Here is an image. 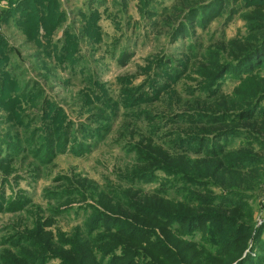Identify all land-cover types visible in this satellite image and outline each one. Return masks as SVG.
<instances>
[{
	"label": "rangeland",
	"instance_id": "rangeland-1",
	"mask_svg": "<svg viewBox=\"0 0 264 264\" xmlns=\"http://www.w3.org/2000/svg\"><path fill=\"white\" fill-rule=\"evenodd\" d=\"M58 1L76 44L67 61H58L56 51L45 55L42 47L26 42L14 23L0 24L7 44L20 51L11 60L23 65L6 71L19 73L18 86L34 92L22 95L31 107L21 117L15 112L9 118L12 114L0 106V264L23 257L19 252L28 246V238L32 247L27 252L40 255L39 241L50 238L55 244L82 225L84 232L89 226L92 232L96 221L86 220L94 208H102L97 194L127 205L121 191L131 199L129 210L115 220L103 219L93 231L117 238L116 232L129 230L117 239L139 250L127 253L119 246L101 264H264V99L249 108L264 96V60L259 59H264V50L235 65L243 49L264 37V0H217L187 21L172 42V28L183 13L208 0H145L143 15L139 0H102L92 11L87 0ZM79 10L86 14L78 15ZM61 38L57 28L51 41ZM229 61L235 66L211 85V73ZM153 69L161 73L151 84L155 91L143 88L138 101L129 103L124 93L142 87L144 72ZM0 80L9 83L13 78ZM43 96L56 100L63 113L56 116L55 111L52 120L43 121ZM155 114L163 118L154 123L160 130L152 132ZM174 114L187 115L169 122L167 117ZM233 114L240 115L233 119ZM56 121L62 129L73 122V138L65 144L61 129L60 141L49 147L51 159L44 160L45 152L38 157L41 137L33 139L32 134L46 139L45 132L52 131L48 125ZM10 133L14 141L28 136V145L9 149L11 143L5 141H11ZM11 165L14 175L6 177L4 170ZM155 199L157 204L145 203ZM140 206L164 219L183 214L179 220L187 222L167 225L164 248L159 243L164 228L148 227L150 219ZM236 217L245 228L232 233L229 223ZM132 221L137 225L130 229ZM222 224L228 231L220 229ZM215 229L232 233L223 252L205 239ZM150 230L154 236L148 235ZM191 244L195 247L187 253ZM32 254L26 259L30 264H62L58 256L38 261Z\"/></svg>",
	"mask_w": 264,
	"mask_h": 264
},
{
	"label": "trees",
	"instance_id": "trees-1",
	"mask_svg": "<svg viewBox=\"0 0 264 264\" xmlns=\"http://www.w3.org/2000/svg\"><path fill=\"white\" fill-rule=\"evenodd\" d=\"M8 4L7 7H3V3ZM140 2L137 3V9L138 12L143 15L144 12H146V8L144 6V1L145 0H139ZM219 1V0H218ZM217 0H208L206 1L204 4H202L201 6H192L189 7L182 16V19L177 23V25L175 26V28H172V32L169 36V41L172 42L173 40H175L177 38V36L185 30L186 28V22L189 20H193L195 17H193L195 14L197 15L198 12L203 9L206 8L210 5H213L214 3H216ZM99 3H102V0H87L85 2V5H87L89 11H92L94 9V7L96 5H98ZM60 2L58 0H0V24L1 23H5V24H10V23H14V26L16 27V29L24 36L25 41L29 42V43H33L35 46L37 47H42L43 52L45 53V55H48L49 52H53L56 51V58L59 61H62V57L67 61L69 59V49H75L76 44L74 43V37L72 34V27L70 26V23H66V18L68 17L67 13L61 9L60 7ZM233 11V10H232ZM86 12H82L81 10L78 11V15H85ZM211 16V15H210ZM209 16V17H210ZM196 19V18H195ZM228 19V18H227ZM209 21V18H207V21ZM57 28H61L62 29V38L56 40L55 42H52V36L54 31ZM40 29H43L44 33L41 34ZM74 30V29H73ZM43 38L45 42H42L40 38ZM264 50V37L261 39L257 40V43L253 46H250L248 48H245L241 51V54L239 55V57L235 60V65H240L248 60H253L255 59L256 55L258 54H262ZM62 51H68V53H63ZM18 53L20 54V51L10 47L5 38L3 37L2 34H0V79L6 77L7 75H11V77L13 78V80L9 83H4V81L0 80V106L1 108L4 109V111L8 112L9 114L12 115H7L9 118H13L15 117V115H19V117L23 116L26 114L27 109H29L31 107V105L28 104V102L26 101V97L22 96L25 95L26 93H34L29 91V89L26 87L25 89L23 88L24 86H22V88H20L18 86V83L20 81L21 76H19V73H17L16 71H14L13 69H10L9 71H6L7 67L11 68H15V66H18L20 69L23 65H21L20 63L17 62V60H11V55ZM49 57V56H48ZM253 58V59H252ZM262 57H259V59H261ZM250 60V61H251ZM76 59L73 60V62H75ZM259 60H257L256 62H258ZM249 62V61H248ZM160 63V60H157L155 62H153V65H158ZM233 62H224L222 65H219V67L213 72L211 73L210 76V80L212 79L213 82L211 83V85L214 83V81L218 78H220L224 73H226L228 71L229 68H231L232 66H235ZM21 71V70H20ZM161 73H157L156 69L152 70V72H147L145 71L143 74V78L144 81H146L142 87H140L138 89V87L133 88L132 90L128 89L126 91V94L130 100L128 101L130 102H134L136 103L138 101L139 97L143 90V88H149L152 89L153 91H155L154 86H152L151 84L153 82H155V78H159L157 76H160ZM210 87V86H209ZM208 87V88H209ZM43 88V87H42ZM44 89V88H43ZM33 91H38L37 89L33 90ZM15 93H21V95L19 97H14ZM40 93H44V91L40 92ZM39 95V94H38ZM50 97V96H49ZM24 98V100H23ZM264 99V96L258 97L255 101H253L252 103L249 104V108H254L255 106H257L262 100ZM56 100H54L53 98H47L45 96H43L42 101L40 102V106H41V111L42 113H44V118L43 121H50L53 118L51 117V114L55 111L56 112V116L59 115L60 113H63L62 110H60V108H58V106H60L58 103L55 102ZM114 105V104H113ZM17 112V113H15ZM15 113V115H14ZM136 115V114H135ZM160 114V116L155 114V120L153 122V125L150 126L151 131L153 132V130H157L159 131L160 128H158V124H154L156 120H158L159 118H163ZM187 114H174L173 116H168L167 120L169 122L174 121L176 118H184L186 117ZM225 115V114H224ZM240 114H233L232 117L238 118ZM54 116V115H53ZM55 117V116H54ZM107 116H100L99 114H96V118H100V119H104L106 120ZM142 117H144L142 115ZM222 117V116H220ZM136 118H139V116H136ZM149 120H152V118H148ZM72 123V125H70ZM67 122L66 126L64 129H62V125L60 121H56L53 122L52 124L48 125V127H51V132H45L44 135H46V139H44L42 136H37L36 133L32 134V138L36 139L38 137H41L42 142L38 145L39 149V155L38 157H40L44 152H45V157L44 160H49L51 159L52 156V151L50 150V146L52 145V143L54 141L59 142L60 141V135H61V129L64 130V135H62L63 140L65 141V144L69 143L70 140L73 138L71 137V127L73 126V122ZM82 125L87 126V123H80ZM59 127V128H57ZM219 137L222 136V134H218ZM11 141H5V143L7 144V146L10 145L11 143V147L9 149H13V146H20L21 148V144L24 143L25 145H28V136L26 138L22 139V142L17 140L14 141L13 137L16 139V136H12L11 133L9 134ZM159 136V132L156 133L155 137ZM218 137V138H219ZM57 138H59L58 140H56ZM30 140V139H29ZM138 146L136 147V150L139 151L140 148L142 147V145L140 143L137 144ZM154 149H158L156 147H154ZM155 157V162H159L160 158L158 155L154 156ZM7 158H4L3 160L6 161ZM2 160V159H1ZM145 163L143 162H139V164H143ZM0 168H3L2 166H0ZM6 173H4V175L7 177L9 175H14L15 172V167L14 165H11L9 169L4 170ZM178 172V169H177ZM176 172V175L178 174ZM206 182H204L203 184H205ZM4 184L6 185V183L4 182ZM202 185V184H201ZM215 194V193H214ZM120 195L122 196V198H124L125 200H128V204L127 205H120L117 201H115V199H106L105 200V196L102 193H98L97 197L99 200L100 205L102 206V208H94L91 212L90 217L86 220V222L88 224L91 223L92 220L96 221V225L92 226V229L95 231H98L101 226L100 222L104 220L108 221L110 220H115L116 218H120V213H122L125 209L129 210L130 208V203L129 200H131L129 198V196H127L125 193H123L122 191L120 192ZM220 196V195H215V197ZM214 197V198H215ZM121 198V199H122ZM146 204L150 203V204H157L158 203V199H155L154 201H145ZM142 209L140 211V213H142L143 215H147V218L150 219L149 220V226L150 228H156L157 226H162L164 228V236L163 239L164 240H160L159 243L160 245H162V247L166 248L165 245V238L167 234L170 233V231H167V225L171 222V221H182L179 219H182L185 217V215L180 214V218L179 219H174V218H160L157 214L158 213H150L149 212V207L146 206H140ZM213 215L216 214V212H210ZM212 218V217H211ZM184 223L187 222V220L182 221ZM249 224L251 225L252 222L251 220H248ZM119 223V221H116L115 224ZM243 221L239 220L237 217L235 218L233 223H229L230 225V230L232 231V233H234L235 231H238L242 228H245L244 225H242ZM129 228H134L136 227L135 225H137V223H135L134 221H132L131 224H128ZM84 225H82V227H77L73 236L71 238H64L63 236H61L60 239H58V242H55V244L52 242V240L50 238H46L45 242L42 243L39 241L38 243V248L41 249L42 253L40 255H34L31 252H27L28 249H30L32 247V244L30 242L31 238H28V246H24L22 248V250H20L19 253L23 254V257H17V256H13L9 259V263L10 264H17L18 262L16 260L21 259L23 264H30V262H27V257L29 256V254H32L31 256L33 257V259L37 256L39 257L40 261L42 259V257L47 256L46 259L50 258L51 256H58L61 260H62V264H101L100 260L102 259L103 256L107 255L108 259L112 258L114 255L115 250L118 249L119 246H123L121 247L123 250L127 251V253L129 252H135L137 250H139L134 244H126V242H122V240H118L117 238H125L122 237L123 235H129L128 231L125 234H121L119 235L118 232H116L115 237L106 235L105 233H98L95 234V232L92 230V232H90V226H89V230L86 229L87 232H84ZM224 228L225 230L226 227L222 224V227L220 229ZM117 230V229H116ZM134 231V229H133ZM228 231V230H227ZM148 235L150 236H154L155 231L150 230L147 231ZM34 232H31L29 235H33ZM42 234H48V233H43L41 231ZM231 233V234H232ZM219 234H222L221 236H219ZM231 234H223V232L219 231L218 229H215L214 231L211 232L210 235H207L205 237L206 240L211 241V243H214L213 245L218 247L219 249H221V251H225L227 249V247L229 246V243L231 241V239L229 238ZM216 237V238H215ZM131 238V237H130ZM128 238V240L130 239ZM168 239V238H167ZM215 239H219V242H215ZM14 240H17V237L15 236ZM127 240V241H128ZM169 241V240H168ZM57 243V244H56ZM170 243V242H169ZM221 244V245H220ZM64 245H68V249L65 248ZM46 246V247H45ZM191 248L190 250H188L187 253H191L194 249V245L191 244L190 245ZM222 246V247H221ZM45 247V248H44ZM156 248L155 245L151 246V249ZM44 249V250H43ZM205 251V250H203ZM211 251H213L211 249ZM100 255V256H99ZM126 255V254H125ZM125 257V256H124ZM5 258V257H4ZM38 261L36 263H38ZM46 261V260H45ZM244 261L239 262L238 264H242ZM109 264V263H108Z\"/></svg>",
	"mask_w": 264,
	"mask_h": 264
}]
</instances>
